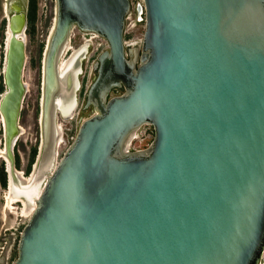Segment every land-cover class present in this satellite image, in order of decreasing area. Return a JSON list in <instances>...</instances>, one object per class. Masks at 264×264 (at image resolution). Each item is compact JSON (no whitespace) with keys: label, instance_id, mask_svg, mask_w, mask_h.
I'll use <instances>...</instances> for the list:
<instances>
[{"label":"water","instance_id":"obj_1","mask_svg":"<svg viewBox=\"0 0 264 264\" xmlns=\"http://www.w3.org/2000/svg\"><path fill=\"white\" fill-rule=\"evenodd\" d=\"M56 3L30 182L14 153L28 17L21 0L7 4L8 188L11 174L27 213L36 201L13 264H264V0H143V38L128 44L131 0ZM74 27L109 48L86 92L95 113L56 163V109L72 116L90 43L60 71ZM147 124L151 143L131 149Z\"/></svg>","mask_w":264,"mask_h":264},{"label":"rangeland","instance_id":"obj_2","mask_svg":"<svg viewBox=\"0 0 264 264\" xmlns=\"http://www.w3.org/2000/svg\"><path fill=\"white\" fill-rule=\"evenodd\" d=\"M10 0H0V100L5 92L4 84V60H5V33L7 25V4ZM26 8L28 17L26 28V63L24 66L23 79L26 84V93L22 103L20 115V135L14 147L17 169L25 177H29L37 162L43 139L42 130V103L44 71L43 60L46 45L54 26L56 16V0H35L36 10L31 11L32 0H21ZM133 9L127 20L125 39L127 44L133 40H142L145 30V13L140 20L136 15L135 8L138 2L143 0H131ZM91 40L86 52L87 59L83 66L80 78V87L77 89V104L75 113L70 117H63L59 108L56 110V122L60 126V142L57 143L56 163L60 161L72 140L71 133L76 135L80 124L95 113L93 106L84 108L86 102V92L92 83L96 72L94 62L99 54L109 48L108 42L90 32H83L78 27H74L71 36L69 48L62 57L69 59L73 52L81 47L87 40ZM123 92V89H115L111 96ZM138 136H134L129 143L131 149L147 147L153 138V127L143 125L138 130ZM4 138V120L0 112V149L5 146ZM17 158V159H16ZM55 163V166H56ZM6 161L0 157V264H13L17 257V246L24 225L29 216H24L26 203L24 199L17 197L12 208L8 205V173L6 171ZM2 170L6 173V183L3 182Z\"/></svg>","mask_w":264,"mask_h":264},{"label":"bare ground","instance_id":"obj_3","mask_svg":"<svg viewBox=\"0 0 264 264\" xmlns=\"http://www.w3.org/2000/svg\"><path fill=\"white\" fill-rule=\"evenodd\" d=\"M53 24H55V21H54V23ZM53 29V28H52ZM52 32V31H51ZM10 32H7L6 31V33H5V42H4V50H5V58H6V52H7V49H8V42H9V38H10ZM94 34V33H93ZM50 35H51V33H50ZM94 35H96V34H94ZM49 38H50V36H49ZM70 42V41H69ZM69 42H68V44L66 45V47H65V49H64V51H63V53H62V55H61V57H60V59H59V70L60 71H62V70H64V68H65V66H66V64H67V62L69 61V59H67V60H65L66 58H64V57H62L63 55H64V53H66L67 51H68V49L69 48H72L71 47V45H69ZM49 43V39H48V42H47V44ZM46 50V49H45ZM74 54V53H73ZM72 54V55H73ZM71 55V56H72ZM4 65H5V60H4ZM44 85H45V79H44ZM44 88V87H43ZM43 93H44V90H43ZM43 103H44V99H43ZM43 103H42V107H43ZM75 109H76V107H75ZM57 110V109H56ZM60 110V109H59ZM75 111V110H74ZM74 113V112H73ZM2 115V114H1ZM3 116V115H2ZM72 117V116H71ZM70 117V118H71ZM3 120H4V118H3ZM56 125H57V128H58V132H59V134H58V138H57V143L58 142H60V140H59V138H60V126H58V124H57V122H56ZM4 138H5V125H4ZM133 139V138H132ZM5 144V143H4ZM41 148H43V145H41ZM40 148V150H42ZM0 157H2L5 161H6V163L8 162V159H7V155H6V151H5V146L3 147V148H1L0 149ZM36 167H35V171L29 176V177H26V179H27V182H30V181H32L33 180V178H34V176H35V173H36V171H37V167H38V163H36V165H35ZM17 167V166H16ZM54 168H55V166H54ZM54 168H53V170H54ZM34 169V168H33ZM19 173H22L20 170H19ZM18 173V174H19ZM23 174V173H22ZM25 177V176H24ZM10 187L8 188L9 189V191L7 192V196H8V205L9 206H11L12 208H15L14 206H13V204L16 202V201H20V199L19 198H17V197H11V187H12V176H11V174H10ZM41 193V192H40ZM34 202V205L36 206V201H33ZM35 206L32 208V210H31V212H29V213H27V212H25V210H24V213H23V215L24 216H30L31 215V213L33 212V210H34V208H35Z\"/></svg>","mask_w":264,"mask_h":264},{"label":"trees","instance_id":"obj_4","mask_svg":"<svg viewBox=\"0 0 264 264\" xmlns=\"http://www.w3.org/2000/svg\"><path fill=\"white\" fill-rule=\"evenodd\" d=\"M31 12L34 14L35 10H36V4H35V0H32V4H31ZM17 159V158H16ZM17 161V160H16ZM2 176H3V182L4 184L6 183V173L4 170H2Z\"/></svg>","mask_w":264,"mask_h":264},{"label":"flooded vegetation","instance_id":"obj_5","mask_svg":"<svg viewBox=\"0 0 264 264\" xmlns=\"http://www.w3.org/2000/svg\"><path fill=\"white\" fill-rule=\"evenodd\" d=\"M135 12H136V15H138V14H137V11H136V8H135ZM88 41L90 42L91 40L88 39ZM70 49H71V48H70ZM73 53H74V52H73ZM120 90H122V89H120ZM74 113H75V111H74ZM74 113L72 114V116L74 115ZM71 118H72V117H71ZM73 136H74V134L71 133V129H70V139H71V140H72Z\"/></svg>","mask_w":264,"mask_h":264},{"label":"built area","instance_id":"obj_6","mask_svg":"<svg viewBox=\"0 0 264 264\" xmlns=\"http://www.w3.org/2000/svg\"><path fill=\"white\" fill-rule=\"evenodd\" d=\"M74 137H75V135L73 136L72 140L74 139ZM20 234H21V232H20Z\"/></svg>","mask_w":264,"mask_h":264}]
</instances>
